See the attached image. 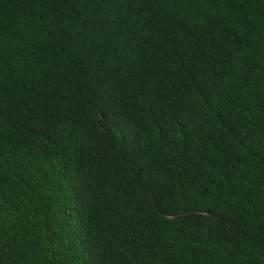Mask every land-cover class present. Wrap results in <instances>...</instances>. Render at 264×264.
<instances>
[{
	"label": "trees",
	"instance_id": "trees-1",
	"mask_svg": "<svg viewBox=\"0 0 264 264\" xmlns=\"http://www.w3.org/2000/svg\"><path fill=\"white\" fill-rule=\"evenodd\" d=\"M0 264H264V0H0Z\"/></svg>",
	"mask_w": 264,
	"mask_h": 264
}]
</instances>
